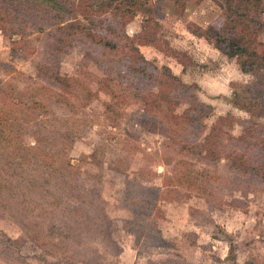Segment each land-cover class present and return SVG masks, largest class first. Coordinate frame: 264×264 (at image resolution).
Segmentation results:
<instances>
[{
    "label": "rangeland",
    "instance_id": "374dc122",
    "mask_svg": "<svg viewBox=\"0 0 264 264\" xmlns=\"http://www.w3.org/2000/svg\"><path fill=\"white\" fill-rule=\"evenodd\" d=\"M200 1L186 0L184 6L153 0V13L138 12L117 29L127 31L149 60L141 61L153 77L143 72L140 81L151 83L155 93L166 95L173 82L154 65L178 68L188 85L199 73L202 86L194 98L214 108L204 120V135L227 116L231 125L225 130L245 137L241 148L263 147L264 109L235 104L258 96L255 76L242 73L237 59L224 57L211 41L192 32L221 23V6ZM49 18L40 4L0 0V128L11 137L0 149V178H10L11 163L25 156L39 160L37 166L54 168H41L49 180L45 186L19 189L10 198L12 208L0 207V264H137L135 259L139 264H232L234 258L240 264H264V179L256 171L231 168L225 158L214 163L205 152L176 151L171 139L147 128L148 107L126 89L131 57L126 43L117 51L81 42L63 50L52 41L56 23ZM259 38L264 42V30ZM177 51L184 56L177 58ZM103 60L114 67L101 65ZM181 60L187 64L185 76ZM57 71L78 84L59 86L51 78ZM157 77L163 81L156 86ZM163 94L159 118L190 106V96L174 106ZM68 159L79 170L64 168ZM34 169L24 173L36 174ZM50 194L61 198L63 211L72 205V220H108L110 235L79 228L71 237L51 238L54 224L64 230L66 224L62 212L40 203V196ZM24 196L32 203L15 208ZM78 213L85 214L83 219ZM175 222L181 223L178 229ZM38 223L45 227L39 240L33 229ZM170 229L175 235L168 234ZM162 238L170 245L159 246Z\"/></svg>",
    "mask_w": 264,
    "mask_h": 264
},
{
    "label": "trees",
    "instance_id": "16d2710c",
    "mask_svg": "<svg viewBox=\"0 0 264 264\" xmlns=\"http://www.w3.org/2000/svg\"><path fill=\"white\" fill-rule=\"evenodd\" d=\"M26 1L28 3L40 4L41 7L43 6L52 17L49 19L51 21L53 20L54 24L56 23L51 34H57V36L54 35L52 37V41L57 48L70 50L71 48L76 47L77 42H81L87 46L101 45L102 47L117 51L122 42L126 43L127 47L131 49V57L128 58L126 63L129 67L128 85L126 89L135 96L141 98L146 107H148L147 111H149V120L146 122L147 128L154 132H159L171 139L175 144L176 151L182 153L187 152L189 154L198 153L199 155L205 152L204 158L209 162L214 163L225 158L228 160L231 168L244 173H252L253 171H256V173L264 179V145L263 147L246 145L241 148L239 141L245 139V137L244 135L234 137L225 130L226 125H231L228 123L229 120L227 119V116H220L217 122L212 126L211 131L204 135L206 128L204 126V120L212 114L214 108L212 105L199 100L197 96L194 98V91L198 86L200 87L197 82L188 85L186 81L174 73L172 68L168 65H163L160 70L154 65L155 69H158L159 71L158 74L162 77L171 79L173 82L166 95L158 92L155 93L151 83L142 82L143 80L140 81V76L144 73L148 74L149 78L153 77L147 65L143 64L141 60H144V63L150 62L145 56L139 54L138 48L128 32L122 31L121 29L118 30L116 24L122 25L123 22L128 23L134 19L138 12H143L145 14L153 13L155 9L150 5L153 0ZM185 1L186 0H176L177 5L180 4L184 6ZM213 1L221 6V23L217 24L212 22L206 28H194L192 32L199 37H204L211 41L218 50L229 58H236L242 72L254 74V84L259 89L257 92L258 96L255 99L244 97L243 100L245 101V104L238 102L235 104L242 108H246L247 104H254L264 109V42L259 38V34L264 30V0ZM119 14L122 16L120 19L114 21L113 19L112 21L111 19H108L111 15ZM180 52L181 51L176 52L177 55L175 56L177 58H179L180 55L184 56ZM135 53H137L136 56ZM180 63L186 68L187 64L184 60L183 62L181 60ZM105 64L111 69L114 67L111 61L103 60L101 65ZM51 78L55 83L63 87L75 86L78 84L76 78L64 76L59 71L53 73ZM153 80V83L156 86L163 81L161 77L154 78ZM73 81H76V83L73 84ZM180 89H182V91L177 93ZM162 94L163 96L161 98H164L167 101L169 100L168 102H171L174 106L190 96V106L182 113L176 114L175 110H173L167 118H159L157 112L159 111L161 101L159 96ZM187 100L189 101V99ZM3 124L4 122L0 121V125L3 126ZM0 130V149H2L5 144L10 143L11 137L9 135L5 136L6 131L4 128H0ZM256 133L257 131L254 128L249 130L251 136H255ZM35 138L36 141L41 144L42 139L40 136L36 134ZM65 162L64 168L70 169L72 172L79 170L78 166L72 163L71 159H68ZM11 164H13L12 166H14V168L9 174L10 178H0V207L3 209L12 208L11 206H13L12 203H14V201L12 202L10 198L15 197L14 194H16L15 192L17 190L27 188L39 190V188L45 186L49 182L47 176L42 177V167H46V171L51 167L54 169L53 165L50 164L37 166L41 164V162L36 159L35 162H33L28 156L21 158L16 164L14 162ZM33 168H35V172L38 170L36 174L34 172L27 175L24 173L25 170ZM62 179L63 181L66 180H64V178ZM66 184L65 181V185ZM79 197L80 196H77V200ZM40 199V203L44 202L45 206L49 207L48 210H51L54 213L55 211L62 212L63 220H65L66 230L56 227L54 224L53 228H51L52 233H49L51 238L55 235H62L65 233H69L68 236L71 237L70 232H75V230H78L79 228L83 232L87 229H94L99 234L110 235V225L108 220L83 221L70 219L72 209L70 203L72 199L69 202L70 205H68V208L65 211L61 209L62 200L59 197H54L50 194L45 198L40 196ZM36 201H39V199ZM31 203V199L24 196L19 202L16 201L15 208H18V204H20L21 206H25L26 209ZM57 213L61 216L59 212ZM77 215H79L80 219H83L82 216L85 214L82 215L78 213ZM25 223L28 224V221ZM33 229L36 230L37 234V236L34 237L39 240L45 227L38 223ZM49 240L51 239L49 238ZM158 245L169 246L170 243L162 238ZM232 264L240 263L234 258ZM245 264L252 263L246 262Z\"/></svg>",
    "mask_w": 264,
    "mask_h": 264
},
{
    "label": "crops",
    "instance_id": "0c3cea01",
    "mask_svg": "<svg viewBox=\"0 0 264 264\" xmlns=\"http://www.w3.org/2000/svg\"><path fill=\"white\" fill-rule=\"evenodd\" d=\"M224 57H227L226 55L224 56ZM227 58H229V57H227ZM229 59H232V60H234L235 61V59L236 58H229ZM197 60V59H196ZM197 64H198V61H197ZM168 66H170L171 68H172V70L174 71V73H176V74H179L180 72H179V70H178V68H173V66L171 65V64H169L168 63ZM181 67V68H180ZM179 67V69H182V71H183V73L182 74H184L185 72H188V70L186 69L185 70V68H184V65H182V66H180ZM241 71V70H240ZM242 72V71H241ZM243 73V72H242ZM198 75H199V73L197 74V75H193V76H196V78L195 79H193L192 80V82H197L200 86H202V82H201V80H198L200 77H198ZM200 75L202 76L203 75V73H201L200 72ZM184 76H185V74H184ZM180 224L181 225V223H177V222H175L174 223V225H176V228L178 229V225ZM168 234L170 235V236H173L172 234H174L175 235V233H174V231H172V229H170L169 230V232H168ZM125 246H127V250H128V248H131V245L129 244H127V245H125ZM135 259V258H134ZM135 261L137 262V264H139V261H137L136 259H135Z\"/></svg>",
    "mask_w": 264,
    "mask_h": 264
}]
</instances>
